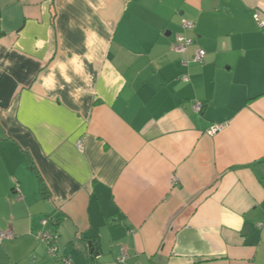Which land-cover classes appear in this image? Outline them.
Returning a JSON list of instances; mask_svg holds the SVG:
<instances>
[{
  "label": "crops",
  "instance_id": "obj_1",
  "mask_svg": "<svg viewBox=\"0 0 264 264\" xmlns=\"http://www.w3.org/2000/svg\"><path fill=\"white\" fill-rule=\"evenodd\" d=\"M253 11L264 0H0V264H264ZM176 34L194 39L182 55Z\"/></svg>",
  "mask_w": 264,
  "mask_h": 264
},
{
  "label": "built area",
  "instance_id": "obj_2",
  "mask_svg": "<svg viewBox=\"0 0 264 264\" xmlns=\"http://www.w3.org/2000/svg\"><path fill=\"white\" fill-rule=\"evenodd\" d=\"M252 18L258 23L260 27H264V20L260 19L259 13L257 11L252 12ZM182 28L184 30H191L193 28V23L190 20H184L182 22ZM194 43V39L189 36H185L183 34H176L175 41L173 43V49L178 54H184L187 50V48ZM205 51L203 49L197 48L195 49L193 55L191 56V61L195 63H201L204 59ZM184 64H186L187 60H182ZM184 80H187V78L184 76ZM202 104L200 102H194L193 103V109L196 112L201 111ZM221 124H214L212 125L209 130L207 131L208 134L212 135L219 131L221 129ZM82 139L77 141V147L78 149L82 148ZM173 181V179H172ZM43 228L38 230L36 233V236L38 239L43 242L46 245L47 251L50 255L56 256L58 247L56 244V241L58 239V233L55 231H51L47 228H45V225L47 224L46 219L42 220ZM15 237V232L11 228H4L0 229V244L4 240L12 239ZM126 254L124 250H120V253L116 259L118 263H123L125 261ZM59 263L60 264H73V262L70 260L69 257H59Z\"/></svg>",
  "mask_w": 264,
  "mask_h": 264
},
{
  "label": "water",
  "instance_id": "obj_3",
  "mask_svg": "<svg viewBox=\"0 0 264 264\" xmlns=\"http://www.w3.org/2000/svg\"><path fill=\"white\" fill-rule=\"evenodd\" d=\"M89 245H91V244H89ZM91 252H95V253H96L97 251H96V250L94 251V250L92 249Z\"/></svg>",
  "mask_w": 264,
  "mask_h": 264
}]
</instances>
